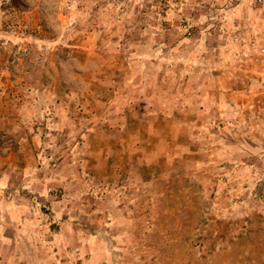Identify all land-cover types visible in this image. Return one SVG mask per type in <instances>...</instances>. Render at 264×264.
<instances>
[{
    "label": "rangeland",
    "instance_id": "1",
    "mask_svg": "<svg viewBox=\"0 0 264 264\" xmlns=\"http://www.w3.org/2000/svg\"><path fill=\"white\" fill-rule=\"evenodd\" d=\"M15 2L0 264H264V3Z\"/></svg>",
    "mask_w": 264,
    "mask_h": 264
},
{
    "label": "built area",
    "instance_id": "2",
    "mask_svg": "<svg viewBox=\"0 0 264 264\" xmlns=\"http://www.w3.org/2000/svg\"><path fill=\"white\" fill-rule=\"evenodd\" d=\"M258 1L259 3H264V0ZM0 9L3 10L4 14H6L8 18L14 19L18 13V4L15 0H0Z\"/></svg>",
    "mask_w": 264,
    "mask_h": 264
},
{
    "label": "trees",
    "instance_id": "3",
    "mask_svg": "<svg viewBox=\"0 0 264 264\" xmlns=\"http://www.w3.org/2000/svg\"><path fill=\"white\" fill-rule=\"evenodd\" d=\"M201 94V92H197V95H200Z\"/></svg>",
    "mask_w": 264,
    "mask_h": 264
}]
</instances>
